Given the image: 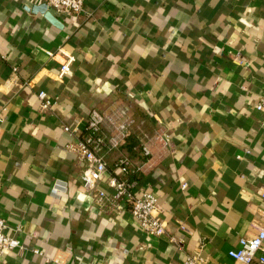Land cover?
<instances>
[{
	"label": "crops",
	"instance_id": "crops-1",
	"mask_svg": "<svg viewBox=\"0 0 264 264\" xmlns=\"http://www.w3.org/2000/svg\"><path fill=\"white\" fill-rule=\"evenodd\" d=\"M37 5L0 0V218L23 246L0 264H182L195 253L233 264L228 251L264 227L254 110L264 98V0H88L74 22L50 10L59 26ZM65 55L74 61L59 80ZM123 107L135 126L102 150L108 174L130 160L123 178L136 197L156 196L167 224L159 237L126 209L97 208L67 149L76 137L64 126L82 133L90 111ZM109 175L99 184L108 192ZM59 183L67 190L54 197Z\"/></svg>",
	"mask_w": 264,
	"mask_h": 264
},
{
	"label": "built area",
	"instance_id": "built-area-1",
	"mask_svg": "<svg viewBox=\"0 0 264 264\" xmlns=\"http://www.w3.org/2000/svg\"><path fill=\"white\" fill-rule=\"evenodd\" d=\"M36 3L46 5L47 9L53 11L63 19L74 22L83 13L84 5L88 0H33ZM50 58L54 57L51 52L47 53ZM66 56V55H65ZM67 59L59 67L57 78L62 80L70 71V65L74 61L73 57L66 56ZM40 107L43 111H49L54 106V102L47 97L44 91L37 94ZM254 110L260 114L259 126L264 129V98L254 105ZM129 108L123 107L114 114H102L97 110L90 111L85 129L82 133L78 128L64 126V132L76 137L75 141L67 146L77 159L82 163V190L88 194L95 206L102 210H112L119 212L126 209L138 229L145 235L162 236L166 232V222L159 215V204L152 193H142L139 197L133 192L134 184L128 182L123 176L133 172L128 158H120L115 164V174L109 175L105 153L117 150L127 139L130 130L135 126V120L129 115ZM108 131H107V130ZM156 140L163 144H168L167 138L156 135ZM143 156H149L147 147L141 146ZM106 179L108 192L99 187V184ZM182 189H186L187 184H182ZM66 185L59 183L51 190V195L58 197L61 192H66ZM260 196L264 199V187L260 190ZM264 213V211H263ZM184 230V226H180ZM175 242L174 238L171 239ZM15 249H23L20 242L13 236L7 234V225L0 218V256L5 255ZM37 254V251H34ZM228 256L233 264H264V227L257 226L256 234L249 238H240L238 246L228 251ZM98 264H104L103 262ZM182 264H204L198 253L188 255Z\"/></svg>",
	"mask_w": 264,
	"mask_h": 264
},
{
	"label": "water",
	"instance_id": "water-1",
	"mask_svg": "<svg viewBox=\"0 0 264 264\" xmlns=\"http://www.w3.org/2000/svg\"><path fill=\"white\" fill-rule=\"evenodd\" d=\"M32 11H37V12L43 14L47 18V20L49 22H51L52 24H54L56 26H59L58 20L47 9L46 5L41 4V5L34 6L33 9H32Z\"/></svg>",
	"mask_w": 264,
	"mask_h": 264
},
{
	"label": "trees",
	"instance_id": "trees-1",
	"mask_svg": "<svg viewBox=\"0 0 264 264\" xmlns=\"http://www.w3.org/2000/svg\"><path fill=\"white\" fill-rule=\"evenodd\" d=\"M131 130H132V129H131ZM131 130H130V131H131ZM129 133H130V132H129ZM128 136H129V135H128ZM127 139H128V137H127ZM127 139L124 141V143L127 141ZM124 143H123V144H124ZM123 144H122V145H123ZM122 145H121V146H122ZM140 149H141V148H140Z\"/></svg>",
	"mask_w": 264,
	"mask_h": 264
}]
</instances>
